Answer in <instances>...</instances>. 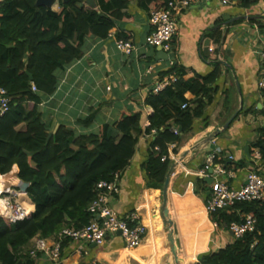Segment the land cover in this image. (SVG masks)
Wrapping results in <instances>:
<instances>
[{"label": "crops", "instance_id": "obj_1", "mask_svg": "<svg viewBox=\"0 0 264 264\" xmlns=\"http://www.w3.org/2000/svg\"><path fill=\"white\" fill-rule=\"evenodd\" d=\"M51 8L58 10V1ZM127 13L128 19L117 21L114 33L106 38L85 39L82 57L56 72L55 91L42 96L38 110L48 133L63 127L76 135L98 132L103 124L115 122L124 110L143 113L136 151L128 167L119 174L117 191L108 200L120 217L137 212L146 233L134 249L126 248L119 235L109 236L102 245L86 243L81 250L69 240L60 249L58 264H175L168 238L170 232L180 264H195L199 256L234 240L225 226H215L207 214L205 204L210 184L204 181L206 176L197 173L207 156L216 152L221 153L219 158L228 155L231 163L228 170H232L229 183L238 188L245 182L251 165V145L264 123V90L257 87L264 75L259 58L264 45V0L249 8H242L237 0H229L227 5H222L220 0H207L183 10L176 18L178 29L167 58L158 54L157 48L145 44V37L151 31L149 13L135 1ZM243 15L251 17L224 25ZM258 17L262 18L259 24L249 21ZM116 33L131 40L137 46L136 52L130 56L119 52L115 46V40L119 39ZM205 40L209 41L207 54ZM214 61L220 62L222 69L210 85L211 93L202 115L193 119L190 131L181 134L177 144L168 146L173 152L177 145L178 152L174 153L180 162L169 179L166 218L170 224L167 226L161 214L162 188L149 187L141 167L151 139V135L142 134L152 113L145 99L153 86L169 75L161 77L160 73L177 66L187 77L194 73L205 76L212 70ZM184 97L189 104L197 98L190 92H185ZM240 101L242 107L235 119L225 131L217 133L238 110ZM88 116L91 119L87 124L80 123ZM133 134L136 136V132ZM209 136L211 140L181 160L185 151ZM240 161H244L241 166L236 164ZM3 176L0 175L1 182ZM20 200L33 212L34 203L27 192L20 195ZM3 209L0 202V217ZM46 239L48 244L56 240ZM34 243L32 240L26 249L30 250ZM33 258L34 264H55L42 253Z\"/></svg>", "mask_w": 264, "mask_h": 264}, {"label": "trees", "instance_id": "obj_2", "mask_svg": "<svg viewBox=\"0 0 264 264\" xmlns=\"http://www.w3.org/2000/svg\"><path fill=\"white\" fill-rule=\"evenodd\" d=\"M35 1H0V87L10 98L9 110L0 118V175L16 167L17 177L29 183L26 192L34 203L30 216L14 224L0 217V264H34L26 249L32 240L60 239L63 228L85 226L93 217L88 206L96 196V184L113 180L115 173L127 168L137 148L141 111L124 110L115 122L103 124L95 133L76 135L63 127L48 133L38 106L42 96L55 91L56 72L82 57L87 37L102 39L114 33L117 21L128 19L127 9L133 1L149 13L165 8L170 0H94V5L87 0H56L58 10L36 6ZM237 1L242 8L258 2ZM260 19L249 21L258 23ZM116 37L126 38L119 33ZM221 69L220 62L214 61L209 74L187 77L183 69L172 67L160 76L173 75L176 81L147 94L145 103L152 113L142 134L151 135L152 129L155 134L150 136L141 167L149 187L162 188L173 162L168 158L162 161L161 157L170 144L179 142L181 134L190 131L193 119L202 115L210 85ZM185 92L195 95L196 100L189 104ZM223 99L227 105V95ZM184 103L187 105L182 108ZM90 119L88 116L80 123L87 124ZM172 126L178 128V134L172 132ZM256 148L264 160V123L252 142L251 156ZM177 149L176 145L173 152ZM220 155H215L214 164L222 163L228 169V155ZM236 164L241 166L244 161ZM246 214L255 219L253 231L199 256L195 264H264V196L236 202L210 218L226 227L241 222ZM60 241L61 248L69 239Z\"/></svg>", "mask_w": 264, "mask_h": 264}, {"label": "built area", "instance_id": "obj_3", "mask_svg": "<svg viewBox=\"0 0 264 264\" xmlns=\"http://www.w3.org/2000/svg\"><path fill=\"white\" fill-rule=\"evenodd\" d=\"M204 1L207 0H170L165 8L151 10L148 16L151 31L145 37V44L155 48L160 47L163 52L169 53L172 38L178 29L177 16L183 10ZM220 3L227 5L229 0H220ZM115 46L119 52L127 56L132 55L137 49V46L129 39H116ZM209 50L211 51L212 47H209ZM259 58L264 67V45L259 52ZM175 81L176 76L168 75L153 86L152 92H159ZM257 87L264 90V75L257 82ZM32 90L36 91L34 85H32ZM9 103L10 98L6 90L0 87V118L9 110ZM186 105V103L182 104V108H185ZM171 130L174 134L179 133L176 126H172ZM150 134H155V130L152 129ZM155 149L158 150V147ZM216 154L218 153L214 152L207 156L206 163L197 173L199 176L205 177L208 176V169L212 168L210 176H212L213 181L210 184L209 197L205 204V210L209 216L217 210L232 206L236 202L260 200L264 196V160L257 148L254 149V154L251 156V165L246 171L245 182L238 188L229 183L232 170H228L220 164H214ZM178 157L168 148L167 154L163 155L161 160L164 161L168 158L178 165L180 162ZM224 176L228 178L226 179ZM118 178L119 172L115 173L113 180L99 181L96 184V196L88 206V211L93 217L85 226L75 229L63 228L59 232L60 239L54 240L51 244H48L47 239L36 238L33 247L29 250V255L35 257L38 253H42L55 264H58L62 238H68L71 242L76 243L78 250H81L86 243L102 245L112 235H119L124 246L128 249L138 247L146 233V227L141 223L137 212L131 211L120 217L110 206L108 200L109 196L117 191ZM22 194L24 193L9 186L0 192V202L4 208L2 216L6 217L10 224L28 218L31 214L20 200ZM213 224L218 225L217 221H213ZM254 227L255 219L249 214L242 215L241 222H231L226 226L232 233L233 239L253 231Z\"/></svg>", "mask_w": 264, "mask_h": 264}, {"label": "water", "instance_id": "obj_4", "mask_svg": "<svg viewBox=\"0 0 264 264\" xmlns=\"http://www.w3.org/2000/svg\"><path fill=\"white\" fill-rule=\"evenodd\" d=\"M55 1L56 0H36L35 1V5L36 6L51 7ZM63 1H68V0H63ZM87 2H89L92 5H94V0H87ZM250 17L251 16H246V15L237 16L235 18H232V19L224 22V25H227V24L231 23L232 21H234L236 19H248ZM208 43H209V41L208 40H205V42H204V45H205L204 52H205V54H207V51H208ZM157 52H158V54L163 55L165 58L168 57V55L165 52H163L160 47H157ZM241 107L242 106H241V101H240V106H239L238 110H236L225 121V123L222 125V127L220 129H217L216 130L217 133L223 132V131H225L227 129V127L229 126V124L235 119V117L237 116L238 112L241 110ZM209 140H211V137L210 136L207 139L203 140L202 142H198L194 146L190 147L188 151H185L182 154L181 160L183 158H185L190 152L195 151L203 143H206ZM210 147L212 149L215 148L214 145H211ZM176 166H177V163H172L171 164V166L169 167V169H168V171L166 173L165 180H164V183L162 185V202H161V212L162 213L161 214H162V218H163V220H164V222H165V224L167 226L170 224V221H168L167 218H166V207H167V201H168V185H169L170 175L172 174V172H173V170L175 169ZM10 174L13 175L14 182L12 184H10L9 187L16 188L21 193H26L27 188L29 186V183L28 182H24V181H22L21 179H19L17 177V168L16 167H13V169L8 174H5L4 176L10 175ZM211 174H212V168H209L208 169V176H206L204 178V181L207 184H211L212 181H213L212 176H210ZM207 194H209L208 188H207ZM168 238H169V242H170V245H171V251H172V255H173L174 262H175V264H180V261L178 259V255H177V251H176V244H174V240H173V237H172V233L171 232L169 233Z\"/></svg>", "mask_w": 264, "mask_h": 264}, {"label": "bare ground", "instance_id": "obj_5", "mask_svg": "<svg viewBox=\"0 0 264 264\" xmlns=\"http://www.w3.org/2000/svg\"><path fill=\"white\" fill-rule=\"evenodd\" d=\"M1 176H3V175H1ZM3 177H4V179L2 180V182H1V178H0V182L2 183V186H1L0 192H1L3 189H7L8 186L14 182V178H13V175H12V174L7 175V176H3ZM3 177H2V178H3Z\"/></svg>", "mask_w": 264, "mask_h": 264}]
</instances>
